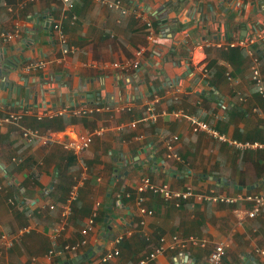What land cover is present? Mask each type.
Instances as JSON below:
<instances>
[{
    "label": "crops",
    "instance_id": "1",
    "mask_svg": "<svg viewBox=\"0 0 264 264\" xmlns=\"http://www.w3.org/2000/svg\"><path fill=\"white\" fill-rule=\"evenodd\" d=\"M70 1L71 9L57 0H0V30H18L14 40L0 42V118L22 114L0 125V232L33 225L9 249L0 243V264H62L84 254L77 264H91L120 234L119 254L105 264H140L160 237L167 243L173 235L197 237L205 246L166 249L144 264H206L216 243L225 245L220 264H264V208L248 217L250 202L206 198L263 190L264 150L236 151L173 114L196 115L232 139L264 142V104L250 78L251 56L245 50L242 62L215 44L250 43L264 79V38L254 31L264 28V0H120L119 8ZM64 47L73 51L64 54ZM140 48L137 68L113 66ZM36 60L45 67L26 68ZM151 104L156 120H142ZM81 107L93 112L70 113ZM60 110L73 121L50 129L39 124L60 116L42 113ZM24 127L49 139L27 141ZM99 127L105 130L80 155L65 147ZM172 135L178 139L168 149L164 139ZM82 173L58 240L63 245L84 236L87 243L48 256V233ZM144 176L193 195L176 202L139 193Z\"/></svg>",
    "mask_w": 264,
    "mask_h": 264
},
{
    "label": "built area",
    "instance_id": "2",
    "mask_svg": "<svg viewBox=\"0 0 264 264\" xmlns=\"http://www.w3.org/2000/svg\"><path fill=\"white\" fill-rule=\"evenodd\" d=\"M61 1L65 4V6L69 9L72 8L73 4L70 0H57ZM108 8H119L121 7V1L120 0H115L113 2L108 1V0H95ZM75 18V16H73ZM52 30L56 34L55 36L57 37V40L60 43H65L66 42V36H64V32L60 26L59 22H53L51 25ZM254 31H257L259 35L264 38V28H254ZM18 35V30H12V31H6L1 29L0 30V42H9L11 40H14L16 36ZM218 47H243L245 50L248 51V53L251 56V80L253 81V85L257 92L259 93L262 103L264 104V79L262 78V74L259 70V59L253 54V51L251 49V46L249 45L250 43L244 41V40H235V41H225V40H220L215 43ZM64 54L69 53L73 51V47H64L62 49ZM144 52L143 48H140L135 51L134 57L126 62L123 63H113L114 67H119L122 69H135L139 66L140 63V58L142 57ZM46 62L44 60H36L29 62L28 65L26 66L27 69H32V70H37L45 67ZM147 115L142 118V120H156L157 114L156 111L151 104L147 108ZM47 112V111H46ZM46 112L41 114L42 116L45 115H61L65 111L60 110L57 112ZM93 112V108H88V107H81V108H73L70 110V113L72 115H85V114H91ZM181 118H184L187 120L190 124V127L192 128L193 131L195 132H203L207 134L209 137L215 139L216 141L225 143L232 149L236 151H244V150H264V142L260 141H249V140H237V139H232L228 137L226 134L220 132L217 130L214 126L209 124L206 121H203L199 119L196 115L193 114H188L185 112H175L173 113ZM22 114L21 113H16V114H11L10 116H7L3 119L0 118V125H3L4 122L10 121V122H17L20 120ZM136 121H132L129 123L130 127H135ZM105 127H99L92 132L89 133H78L74 137L68 139L65 142V147L71 151V153L74 156L80 155V153L88 148L90 144L92 143V140L94 136L101 134L105 129ZM21 131V136L27 140L31 141L35 138L41 139L42 143H46V141L49 139L45 135H41L38 131V129H32L29 127H24ZM48 138V139H47ZM178 139L176 135H172L170 137H166L164 139V144L166 148L170 149L173 145V143ZM85 178L84 173H82L76 180L75 182L71 185L70 191L68 194L67 199L61 206V219L60 222L57 223L58 225L52 228L49 233L48 237L50 238L51 241V247L48 251V256H53V255H60L64 252H72L77 250L79 247L84 246L87 243L86 238L83 236L80 238L76 243H66L63 245H59V236L62 233L63 229L67 225L69 221V217L71 214V204L72 201L76 198L77 196V191L78 188ZM137 191L139 193L149 191L154 194H157L161 196L164 200H173L176 202H179L181 200L187 199L193 195L192 190L190 189H183V190H171L168 188L167 185L165 184H155L153 183L149 177L144 176L141 179L140 184L137 186ZM207 199H210L214 202H227V203H232L237 200H242L246 202L251 203V208L247 211L248 217H255L258 215L261 210L264 208V189L261 191H256L253 193H246V194H236V195H221V194H215L212 193L208 196H206ZM141 201L142 198H139ZM50 208L52 209L53 206ZM152 211H148V213H151ZM90 228V225L87 226V228H84L81 230V233L85 235L87 233V230ZM33 229V225H25L18 229L15 232L9 233V232H0V243L1 246L6 250L9 249L15 241H17L23 234L30 232ZM124 238V234L118 235L114 239V246L103 252L100 257L97 259L93 260L91 264H105L106 262L112 260L114 257H116L119 254V248L117 245L121 242V240ZM188 245H193V246H198V247H204L205 242L197 237L194 236H189L187 238H180L177 235H173L170 237L169 241L165 243V237H160L158 245L154 247V249L147 255V257H143L140 260V264L147 263L149 260L153 259L159 254H162L166 249L175 251L178 249H182ZM224 247L225 245L223 243H216L211 252L209 253L207 257V262L206 264H220L223 255H224Z\"/></svg>",
    "mask_w": 264,
    "mask_h": 264
},
{
    "label": "trees",
    "instance_id": "3",
    "mask_svg": "<svg viewBox=\"0 0 264 264\" xmlns=\"http://www.w3.org/2000/svg\"><path fill=\"white\" fill-rule=\"evenodd\" d=\"M226 50L228 53L232 54V56L242 59V62L246 58V51L243 47H226ZM253 54L259 59V56L256 52H253ZM73 121V118L67 117L66 115H60L56 117H51L50 119H42V121L39 123L44 128H53V127H61L62 125L66 123H71Z\"/></svg>",
    "mask_w": 264,
    "mask_h": 264
},
{
    "label": "water",
    "instance_id": "4",
    "mask_svg": "<svg viewBox=\"0 0 264 264\" xmlns=\"http://www.w3.org/2000/svg\"><path fill=\"white\" fill-rule=\"evenodd\" d=\"M13 90H15V89H13ZM84 257H86V254H84V255H79V256H77V257L71 259V260H68V261L62 263V264H77V263L80 262Z\"/></svg>",
    "mask_w": 264,
    "mask_h": 264
}]
</instances>
